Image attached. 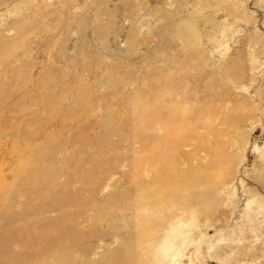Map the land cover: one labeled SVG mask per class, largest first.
I'll list each match as a JSON object with an SVG mask.
<instances>
[{"label": "rangeland", "instance_id": "374dc122", "mask_svg": "<svg viewBox=\"0 0 264 264\" xmlns=\"http://www.w3.org/2000/svg\"><path fill=\"white\" fill-rule=\"evenodd\" d=\"M172 227L264 264V0H0V264H174Z\"/></svg>", "mask_w": 264, "mask_h": 264}, {"label": "bare ground", "instance_id": "6f19581e", "mask_svg": "<svg viewBox=\"0 0 264 264\" xmlns=\"http://www.w3.org/2000/svg\"><path fill=\"white\" fill-rule=\"evenodd\" d=\"M188 27H191V26L188 25ZM191 30H193V29H191ZM179 33L181 34V31ZM171 230H172V232H169L168 231L169 233L164 236L165 238H164V240L162 242V247H161L163 250H160V252H158V253L161 256V258L163 259V256L164 257L165 256H168V254L166 252H168V253L170 252V253L173 254V256H172V262L174 264H183L181 259L175 260L174 255L176 254V256H177L178 254H180L181 253L180 251H181L182 247L183 248L185 247V245L183 246V244L177 246V244L180 243V241L186 240V239L183 238L184 237L183 236L184 235V231L181 230V229L180 230H175L174 227H172ZM170 253H169V255H170Z\"/></svg>", "mask_w": 264, "mask_h": 264}]
</instances>
